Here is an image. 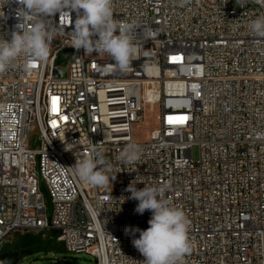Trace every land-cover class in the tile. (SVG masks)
<instances>
[{
	"label": "built area",
	"instance_id": "built-area-1",
	"mask_svg": "<svg viewBox=\"0 0 264 264\" xmlns=\"http://www.w3.org/2000/svg\"><path fill=\"white\" fill-rule=\"evenodd\" d=\"M112 7L114 20L137 25L128 70L72 46L73 12L34 17L55 30L49 56L22 55L0 73V248L20 231L57 230L61 249L92 264H141L132 241L152 212L138 213L127 189L170 183L166 197L191 221L183 264H264V38L247 27L264 4ZM19 8L0 0V39L17 30ZM147 106L157 124L142 137ZM129 143L142 152L134 164L119 159ZM92 148L109 155L107 186L69 168Z\"/></svg>",
	"mask_w": 264,
	"mask_h": 264
},
{
	"label": "clouds",
	"instance_id": "clouds-1",
	"mask_svg": "<svg viewBox=\"0 0 264 264\" xmlns=\"http://www.w3.org/2000/svg\"><path fill=\"white\" fill-rule=\"evenodd\" d=\"M20 8L17 17L21 22L16 26L10 40L0 39V73L20 56H30L44 61L49 56V41L55 30L43 21L34 20L38 16L71 15L76 13L73 24L72 46L91 52L94 49L111 56L115 67L126 71L131 61L136 58L137 46L134 44L133 32L135 23H120L113 18V0H17ZM188 0H181L186 4ZM240 3V0H236ZM264 4V0H257ZM32 22L26 28L22 21ZM248 29L259 38H264V16H260L247 25ZM156 33L149 31V36ZM258 135L264 137V133ZM140 146L129 143L120 152L119 159L126 164H134L141 159ZM73 168L78 178L85 184L100 187L107 186L115 180L116 175L109 177L111 165L104 159L101 151L91 149V154L77 159ZM170 183L154 184L137 189L132 183L127 191L131 199L139 201L136 211L143 214L152 212L148 221L149 227L139 231V238L133 239L134 247L144 257L141 264H183V258L192 249L188 232L191 221L186 213L174 206L166 193ZM106 224V223H105ZM105 226V225H104ZM126 232L129 229L125 230Z\"/></svg>",
	"mask_w": 264,
	"mask_h": 264
},
{
	"label": "rangeland",
	"instance_id": "rangeland-1",
	"mask_svg": "<svg viewBox=\"0 0 264 264\" xmlns=\"http://www.w3.org/2000/svg\"><path fill=\"white\" fill-rule=\"evenodd\" d=\"M65 74V73H63ZM154 111H150L149 107H146V118L144 121L138 125L136 128L137 135L142 137L147 136L150 131L155 128L156 120ZM35 134L32 135V137ZM101 151V150H98ZM102 152V151H101ZM193 158L196 160L199 156V148L198 146H193ZM104 159L108 162L109 155L106 153H102ZM20 234H24V232L20 231ZM16 233H14L10 238L9 241L13 240ZM94 262V257L86 254V253H75V252H68L65 249L55 248L50 251H34L23 255L16 261L14 264H92Z\"/></svg>",
	"mask_w": 264,
	"mask_h": 264
},
{
	"label": "trees",
	"instance_id": "trees-1",
	"mask_svg": "<svg viewBox=\"0 0 264 264\" xmlns=\"http://www.w3.org/2000/svg\"><path fill=\"white\" fill-rule=\"evenodd\" d=\"M58 235L57 230L49 232H24V234L16 233L12 242L13 248L21 250L23 255L34 251H50L59 248V243L56 240ZM22 255V256H23Z\"/></svg>",
	"mask_w": 264,
	"mask_h": 264
},
{
	"label": "water",
	"instance_id": "water-1",
	"mask_svg": "<svg viewBox=\"0 0 264 264\" xmlns=\"http://www.w3.org/2000/svg\"><path fill=\"white\" fill-rule=\"evenodd\" d=\"M23 255L21 250L13 248L12 242H6L0 248V264H14Z\"/></svg>",
	"mask_w": 264,
	"mask_h": 264
},
{
	"label": "snow or ice",
	"instance_id": "snow-or-ice-1",
	"mask_svg": "<svg viewBox=\"0 0 264 264\" xmlns=\"http://www.w3.org/2000/svg\"><path fill=\"white\" fill-rule=\"evenodd\" d=\"M174 59H176V58H174Z\"/></svg>",
	"mask_w": 264,
	"mask_h": 264
}]
</instances>
